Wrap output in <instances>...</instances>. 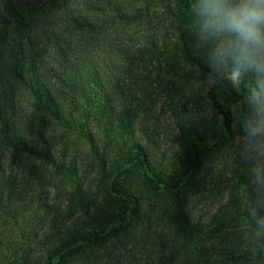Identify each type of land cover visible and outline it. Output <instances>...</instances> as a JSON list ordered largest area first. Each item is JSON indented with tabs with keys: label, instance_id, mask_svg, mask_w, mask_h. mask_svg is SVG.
Returning a JSON list of instances; mask_svg holds the SVG:
<instances>
[{
	"label": "trees",
	"instance_id": "16d2710c",
	"mask_svg": "<svg viewBox=\"0 0 264 264\" xmlns=\"http://www.w3.org/2000/svg\"><path fill=\"white\" fill-rule=\"evenodd\" d=\"M201 2L0 0V264H264V72L220 60L228 34L204 29ZM152 73L167 164L142 127ZM222 141L243 172L196 215L227 190L207 158Z\"/></svg>",
	"mask_w": 264,
	"mask_h": 264
},
{
	"label": "rangeland",
	"instance_id": "374dc122",
	"mask_svg": "<svg viewBox=\"0 0 264 264\" xmlns=\"http://www.w3.org/2000/svg\"><path fill=\"white\" fill-rule=\"evenodd\" d=\"M156 73H152V77L154 78L151 83V88L148 87V96L142 94L140 97L142 101H145V104L151 108V111H147L148 113L145 115V121L142 123V127L149 130L151 128H155L158 133L153 134V138L157 140L158 147L154 149L155 157L159 160L165 161L167 164L170 161H177L176 155L178 154V149L176 145L172 141L173 134L175 133V124H174V115L164 109H162V104L165 100V95L162 89V81L164 79L163 73L160 76L155 75ZM161 82V83H160ZM160 83V84H159ZM144 99V100H143ZM144 115V113H143ZM264 128V119L260 121L259 128ZM223 143V141L221 142ZM229 146L227 143L220 144L219 146L212 147L211 150L207 151V158L209 160V164H213L215 169L214 177H222L227 180L224 184H227V190H224V193H219L217 195L210 194L208 196V192L206 191L204 195H201L200 199H204L201 202H194L196 207L194 206V211L196 215L200 212H204L208 208H215L218 206L222 200L224 201L229 193V188L236 183L237 174L243 172L244 158H241V155H236V153L229 152ZM263 149V148H262ZM85 148L81 147L79 149L78 157H76L78 165L80 167V172L84 171L85 175L88 176L86 181H89L92 177L98 176L96 168L90 164V159L86 156ZM252 154H254L255 162L256 157H259L262 154V151H258L257 148H252ZM263 155V154H262ZM240 180H247V177L241 178ZM50 190L47 191L45 202L52 206V210H56L57 212H63V208L65 207L67 200L66 194L61 191V189L49 187ZM55 194H57V198H55ZM64 218H66L64 216ZM63 218V220H64Z\"/></svg>",
	"mask_w": 264,
	"mask_h": 264
},
{
	"label": "clouds",
	"instance_id": "9594fccd",
	"mask_svg": "<svg viewBox=\"0 0 264 264\" xmlns=\"http://www.w3.org/2000/svg\"><path fill=\"white\" fill-rule=\"evenodd\" d=\"M199 12L209 34H228L217 49L221 61L232 56L264 72V0H202ZM239 76L237 68L231 78Z\"/></svg>",
	"mask_w": 264,
	"mask_h": 264
}]
</instances>
